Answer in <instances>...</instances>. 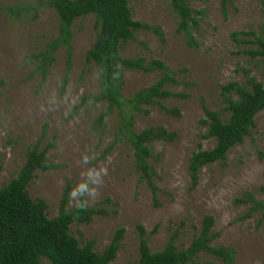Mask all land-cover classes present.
<instances>
[{
    "label": "rangeland",
    "instance_id": "rangeland-1",
    "mask_svg": "<svg viewBox=\"0 0 264 264\" xmlns=\"http://www.w3.org/2000/svg\"><path fill=\"white\" fill-rule=\"evenodd\" d=\"M29 1L0 0V188L17 175L28 150L42 137L41 149L51 143L47 157L58 166L35 173L27 187L31 198L43 199L47 216L53 219L70 185L69 209L84 194L88 207L106 210V215H94L89 223H73L70 232L81 246L94 241V251L102 253L116 231L123 228L120 249L110 264L139 263L138 226L144 228L153 252L162 250L172 238L177 248L186 249L207 215L214 218L212 245L236 250L230 264H264V213L255 212L245 218L250 206L235 202L246 192L264 200L260 190L264 186V110L255 116L250 134L229 151L224 164L216 162L200 169L193 188L189 172L192 154L210 150L216 143L213 138H203L208 132L202 122L206 118L204 105L227 121L228 104L222 87L230 82L246 85L247 76L264 82V57L253 58L245 52L251 45L232 38L237 31L260 32L264 0H231L226 14L222 0H189L192 8L204 10L198 32L194 33L200 42L198 48H189L184 34L178 33V17L169 0H128L133 19L159 26L165 42L152 31L137 30L133 39L122 44V56L163 60L171 70L179 71L176 77L180 83L169 89L188 95L162 101L168 108H179V117L155 105L142 106L148 114L136 113V132L164 127L177 133L172 142L150 144L152 181L158 188L155 196L135 168L131 144L120 142L108 150L117 130V111L98 125L107 103L80 104L82 98L100 90L99 69L86 62L98 33L96 16L89 14L73 23L72 66L62 93L65 48L56 52V61L42 83L32 59L57 36V13L44 8L36 19L32 14L14 19L4 11L8 5ZM158 78V72L124 70L123 95L132 97ZM41 262L51 264L47 258ZM192 264L227 263L202 253Z\"/></svg>",
    "mask_w": 264,
    "mask_h": 264
},
{
    "label": "trees",
    "instance_id": "trees-1",
    "mask_svg": "<svg viewBox=\"0 0 264 264\" xmlns=\"http://www.w3.org/2000/svg\"><path fill=\"white\" fill-rule=\"evenodd\" d=\"M169 1L178 17V33L184 34L189 48H198L200 42L194 33L198 32L204 10L192 8L189 0ZM230 2L231 0L221 1L225 14ZM44 8L53 9L60 24L57 36L43 50L32 55L36 72L41 75V83L45 81L50 67L56 61V52L65 48L66 73L61 83V92H64L72 66L73 23L80 17L94 14L98 33L86 54V62L94 63L98 67L100 90L82 98L80 104L88 101L107 103L106 111L98 118V125L117 111V130L108 150L120 142L131 144L134 149L135 168L155 196L158 188L152 181L154 171L149 160L153 157V151L150 144L159 140L172 142L177 138V133L164 127H149L136 132V113L144 111L142 106L155 105L165 113L179 117V108H168L162 101L168 98H187L188 95L169 89V86L180 83L176 77L179 71L171 70L163 60L157 58L123 57L121 46L133 39V32L137 30L152 31L164 43L163 31L159 26L135 21L128 0H31L23 5H8L4 7V11L14 19L29 17L31 14L32 19H36ZM232 38L237 43L251 45L245 52L253 58L264 57V25L260 32L237 31L232 34ZM124 70L158 72L159 78L155 84L139 90L132 97H125ZM222 91L228 104L226 109L229 118L224 121L217 111L204 105L206 118L202 122L208 126V132L203 138H213L216 143L210 150H198L192 154L189 160L192 188L198 183L200 169L216 162L225 163L229 151L250 134L255 126V116L264 110V82L253 76H247L246 85L230 82L222 87ZM234 95L237 96L236 99ZM144 112L149 113L147 110ZM42 139L41 137L28 150L25 163L17 175L0 188V264H42V258H47L51 264H110L120 249L123 228L116 231L102 253L94 251V241L81 246L70 232L73 223H89L94 215H106V210L88 207L84 194L80 195L77 205L69 209L70 185H67L58 215L53 219L48 218L47 205L43 199L34 201L31 198L27 187L35 173L58 166L47 157V151L52 144L49 143L46 148L41 149ZM260 190L264 192V186ZM235 202L250 206L243 216L245 218L251 217L255 212L264 213V200H258L251 192L244 193ZM213 226V216L207 215L202 220L200 232L186 249L177 248L172 238L162 250L156 252L150 249L144 228L138 226L141 255L138 264H192L202 253L212 255L227 264L234 262L235 249L212 245L215 237L212 233Z\"/></svg>",
    "mask_w": 264,
    "mask_h": 264
}]
</instances>
